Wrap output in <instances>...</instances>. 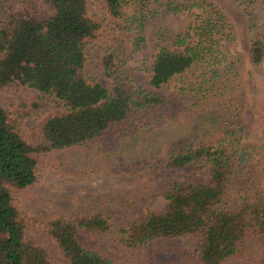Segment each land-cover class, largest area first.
I'll return each instance as SVG.
<instances>
[{
	"label": "trees",
	"instance_id": "1",
	"mask_svg": "<svg viewBox=\"0 0 264 264\" xmlns=\"http://www.w3.org/2000/svg\"><path fill=\"white\" fill-rule=\"evenodd\" d=\"M94 2L137 30L133 52L146 46L155 4L188 15L184 31L171 44L157 40L152 64L141 66L166 92L134 80L126 48ZM235 2L260 65L264 0ZM244 62L212 0H0V264H264V145L243 140ZM11 85L53 95L63 109L28 135L24 120L39 100L8 104ZM83 162L102 188L149 187L165 208L115 225L101 211L31 217L17 203L43 172L72 176ZM193 166L208 170V180L166 181ZM60 198L72 208L135 205L130 191ZM27 228L43 231L64 260Z\"/></svg>",
	"mask_w": 264,
	"mask_h": 264
},
{
	"label": "rangeland",
	"instance_id": "2",
	"mask_svg": "<svg viewBox=\"0 0 264 264\" xmlns=\"http://www.w3.org/2000/svg\"><path fill=\"white\" fill-rule=\"evenodd\" d=\"M224 12L233 30L234 46L245 56L243 77L245 83V105L241 113V121L244 125V142L247 144L264 145V61L255 65L249 54L251 44V33L249 21L242 10L237 6L235 0H212ZM155 15L149 17L145 23L144 36L147 40L146 46L133 52L132 41L137 35L135 28L127 29L121 20L111 16L106 9L97 3H93L94 12L99 15L117 34L118 39L127 50L128 65L134 80L142 87L159 92H166V88H156L150 82L149 73L141 66H150L155 55V43L157 40L166 41L171 44L173 37L184 31L189 22L185 13L174 14L165 7L155 4ZM99 81L107 86L108 82L98 73ZM9 104L11 99L24 101L26 98H38L39 106L32 110L24 120V130L30 135L34 127L40 124L45 118L63 109L58 106L55 97L44 94L37 89L27 86L11 85L4 91ZM67 154L57 155L58 159L65 162ZM75 159V157H73ZM86 163V164H85ZM77 167L69 169L72 176H67L63 169L45 171L40 178L29 188L16 194V201L23 211L31 217H38L45 213L73 214L81 212L84 214L103 212L115 225L144 216L149 211H160L166 206V201L161 196H154L151 189L140 185H126L114 189H106L100 186V181L94 173H89L87 162L77 163ZM83 170L79 171V166ZM67 167L66 162L62 167ZM81 167V166H80ZM75 174V175H74ZM201 179L207 181L209 172L201 166H193L171 173L166 181ZM164 181L157 183L153 188L159 189ZM135 195V205L131 210L116 208H100L98 206H81L72 208L61 201L63 195L68 193L78 194H100V195H121L126 192ZM26 232L34 240L44 244L57 258L64 260L62 253L54 246L43 231L27 228Z\"/></svg>",
	"mask_w": 264,
	"mask_h": 264
}]
</instances>
